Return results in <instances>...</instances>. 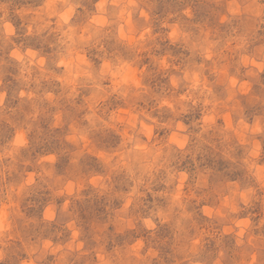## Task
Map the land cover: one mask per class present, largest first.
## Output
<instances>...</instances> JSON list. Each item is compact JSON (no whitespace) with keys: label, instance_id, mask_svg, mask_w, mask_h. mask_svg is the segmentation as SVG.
Instances as JSON below:
<instances>
[{"label":"clouds","instance_id":"1","mask_svg":"<svg viewBox=\"0 0 264 264\" xmlns=\"http://www.w3.org/2000/svg\"><path fill=\"white\" fill-rule=\"evenodd\" d=\"M0 264H264V0H0Z\"/></svg>","mask_w":264,"mask_h":264}]
</instances>
